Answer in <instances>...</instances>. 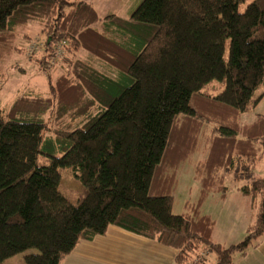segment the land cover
<instances>
[{"label": "trees", "instance_id": "16d2710c", "mask_svg": "<svg viewBox=\"0 0 264 264\" xmlns=\"http://www.w3.org/2000/svg\"><path fill=\"white\" fill-rule=\"evenodd\" d=\"M245 1L138 0L123 19L80 0H0V89L29 26L42 50L29 61L48 86L0 110V264L32 249L25 264H60L109 226L176 249V264H195L199 251L196 264H231L264 236V176L253 173L264 116L240 123L264 90V0L239 12ZM212 81L224 89L201 93ZM200 137L198 197L174 215L176 175ZM67 168L83 188L75 202L59 191ZM228 176L242 183L252 222L241 242L222 247L200 207L226 196Z\"/></svg>", "mask_w": 264, "mask_h": 264}, {"label": "rangeland", "instance_id": "374dc122", "mask_svg": "<svg viewBox=\"0 0 264 264\" xmlns=\"http://www.w3.org/2000/svg\"><path fill=\"white\" fill-rule=\"evenodd\" d=\"M91 4L98 15L103 18L108 14H115L119 18L127 17L130 9H132L138 0H80ZM253 0H246L244 4L239 5L238 11L243 12L245 6ZM37 29L29 26L26 29L19 30V39L17 45L25 47L22 55H12L11 60L5 65L6 76L4 84L0 89V110L5 115L14 99L26 93H39L46 96L48 93L47 80L45 76L39 72L37 66L29 61V52L33 55L40 56L41 51L39 41L41 37L37 34ZM39 40V41H38ZM225 57H227V52ZM59 59H57L58 61ZM60 65L54 63L50 69L52 78L60 74ZM224 89V82L212 81L202 87L201 93L215 96ZM260 100L250 107L247 113L243 114L240 120L242 125L251 123L256 115L264 116V90L258 88L254 92V100L259 96ZM209 131L205 132V138ZM200 146L197 152L193 153L187 160L182 163L178 169L176 180L177 186L173 194V202L171 212L174 215L186 213L185 204H194L199 193V183L194 179V165L201 161L205 154L203 152V141L205 138L200 137ZM203 140V141H202ZM37 166L47 164V159L38 156ZM256 177L264 176V148L260 150L259 160L253 168ZM61 181L59 185L60 193L69 201L75 202L83 191L81 183L73 177L70 169H61ZM225 186L228 188L226 198L220 201L219 194H210L206 201L200 207L202 214H210L214 218L215 225L213 227V235L215 240L221 241L225 247L235 245L243 240L246 236L245 227L252 222V211L247 208L246 200L242 201L241 196L237 193L240 184L231 181L230 176L225 178ZM254 213V212H253ZM212 237V235H211ZM213 237V240H214ZM228 245V246H227ZM36 250H27L21 254L11 257L3 262V264H25L24 257L36 254ZM202 251L192 259V262L199 263L204 259ZM213 256L210 257V263L214 261Z\"/></svg>", "mask_w": 264, "mask_h": 264}, {"label": "crops", "instance_id": "0c3cea01", "mask_svg": "<svg viewBox=\"0 0 264 264\" xmlns=\"http://www.w3.org/2000/svg\"><path fill=\"white\" fill-rule=\"evenodd\" d=\"M237 193L239 194L238 191ZM241 199L247 203L249 201L246 197L241 196ZM247 208L251 209L250 201ZM206 215L212 219L210 214ZM212 220L214 221V218ZM249 225L245 227V233ZM213 237L212 231V241L222 247L226 246L215 240V237L213 240ZM176 255L177 250L172 247L109 226L104 235L97 236L91 241L78 242L72 253L60 264H176ZM231 264H264V236L254 241L244 254H235Z\"/></svg>", "mask_w": 264, "mask_h": 264}, {"label": "built area", "instance_id": "2783aa9c", "mask_svg": "<svg viewBox=\"0 0 264 264\" xmlns=\"http://www.w3.org/2000/svg\"><path fill=\"white\" fill-rule=\"evenodd\" d=\"M60 52H59V50H58V52H57V54H59Z\"/></svg>", "mask_w": 264, "mask_h": 264}]
</instances>
